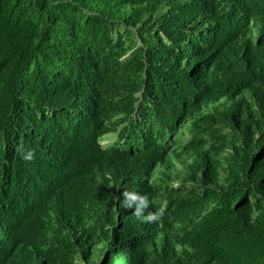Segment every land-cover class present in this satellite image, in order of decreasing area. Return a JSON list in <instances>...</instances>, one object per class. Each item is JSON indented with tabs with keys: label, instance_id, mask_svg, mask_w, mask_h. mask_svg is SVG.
Here are the masks:
<instances>
[{
	"label": "trees",
	"instance_id": "1",
	"mask_svg": "<svg viewBox=\"0 0 264 264\" xmlns=\"http://www.w3.org/2000/svg\"><path fill=\"white\" fill-rule=\"evenodd\" d=\"M0 264H264V0H0Z\"/></svg>",
	"mask_w": 264,
	"mask_h": 264
},
{
	"label": "clouds",
	"instance_id": "2",
	"mask_svg": "<svg viewBox=\"0 0 264 264\" xmlns=\"http://www.w3.org/2000/svg\"><path fill=\"white\" fill-rule=\"evenodd\" d=\"M31 158V153H29V156L26 157V159H30ZM180 165H178L179 167ZM180 168V167H179ZM175 186H178V184L175 183ZM125 197H126V201L125 203L131 207L132 205L130 203H128L129 201H136L137 199H139L141 201V204L139 206H137L136 211L137 214L140 213L142 207H147V197H137L135 194L132 193H125ZM153 218L151 215L148 217V219Z\"/></svg>",
	"mask_w": 264,
	"mask_h": 264
},
{
	"label": "rangeland",
	"instance_id": "3",
	"mask_svg": "<svg viewBox=\"0 0 264 264\" xmlns=\"http://www.w3.org/2000/svg\"><path fill=\"white\" fill-rule=\"evenodd\" d=\"M104 144L106 145V144H108V142L106 141ZM179 167H180V166H179Z\"/></svg>",
	"mask_w": 264,
	"mask_h": 264
}]
</instances>
